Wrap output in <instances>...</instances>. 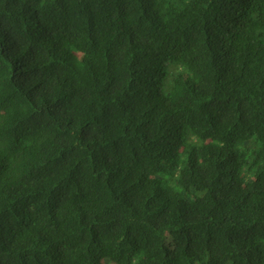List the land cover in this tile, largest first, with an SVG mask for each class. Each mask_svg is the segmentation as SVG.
Instances as JSON below:
<instances>
[{
  "label": "trees",
  "instance_id": "trees-1",
  "mask_svg": "<svg viewBox=\"0 0 264 264\" xmlns=\"http://www.w3.org/2000/svg\"><path fill=\"white\" fill-rule=\"evenodd\" d=\"M0 264H264V0H0Z\"/></svg>",
  "mask_w": 264,
  "mask_h": 264
}]
</instances>
